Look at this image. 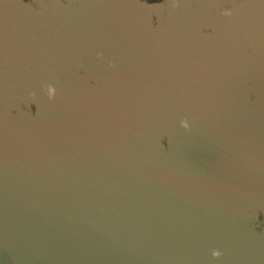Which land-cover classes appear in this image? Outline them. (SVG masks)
I'll list each match as a JSON object with an SVG mask.
<instances>
[{"label":"water","instance_id":"95a60500","mask_svg":"<svg viewBox=\"0 0 264 264\" xmlns=\"http://www.w3.org/2000/svg\"><path fill=\"white\" fill-rule=\"evenodd\" d=\"M0 264H264V0H0Z\"/></svg>","mask_w":264,"mask_h":264},{"label":"clouds","instance_id":"9594fccd","mask_svg":"<svg viewBox=\"0 0 264 264\" xmlns=\"http://www.w3.org/2000/svg\"><path fill=\"white\" fill-rule=\"evenodd\" d=\"M226 14H228V13H226ZM45 88H46L48 99L53 100L55 98V89L50 85L45 86ZM182 126L187 127V125L184 124L183 122H182ZM222 255H223V253L217 249H214L211 252V256L213 257V259H219Z\"/></svg>","mask_w":264,"mask_h":264}]
</instances>
